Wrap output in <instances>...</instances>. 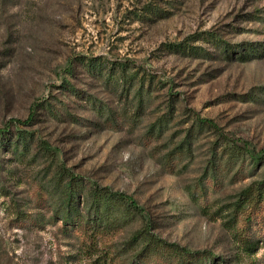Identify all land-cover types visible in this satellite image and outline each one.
Masks as SVG:
<instances>
[{
  "label": "rangeland",
  "instance_id": "1",
  "mask_svg": "<svg viewBox=\"0 0 264 264\" xmlns=\"http://www.w3.org/2000/svg\"><path fill=\"white\" fill-rule=\"evenodd\" d=\"M0 264H264V0H0Z\"/></svg>",
  "mask_w": 264,
  "mask_h": 264
},
{
  "label": "trees",
  "instance_id": "2",
  "mask_svg": "<svg viewBox=\"0 0 264 264\" xmlns=\"http://www.w3.org/2000/svg\"><path fill=\"white\" fill-rule=\"evenodd\" d=\"M213 40H214V44L213 45H216L217 47H219V44H218L219 43V40L218 39H215V38H213ZM170 47H173L174 49H179L180 52H183L186 49H188L189 52L191 51V48L190 47L188 48V46L186 44L185 45H181V44L180 45H170ZM252 49H253V47L252 46H249L248 48H245L242 51H236V50L235 51L234 50L232 51V49H229V48L226 47L224 49V54H225V56H229V53H230V54H233V55L236 54V55H238L241 58H249V56H251V53H249V51H251ZM230 57H231V55H230ZM81 64H84L85 65L87 63H85L84 61H82ZM87 67L89 68V70L91 71V73L98 74V75H102V73L105 70V67L102 64V62H96V61L92 62V61H89ZM117 67L120 68L122 70V74H124L126 76L125 79H124V81H123L124 84H128V83H130V82H132V81H134V80L137 79V77H138L137 74L138 73L131 74L130 72H128L129 69H128L127 66H124V65H121L120 64ZM141 82H143V81H141ZM66 85L69 86L68 84H66ZM142 88H143V85H140L139 93H140V91H141ZM97 194L98 193H95L92 196H96ZM119 196L120 197H117L119 201H123V202L126 201L125 203H128V205L130 207H132L133 209L139 210L138 205L136 204V202L130 196H127V195L125 196V195H122V194H120ZM88 206H89V208H87ZM83 207L85 209H88V211H89V213L87 214L88 219L91 217V215L93 213L96 214L97 211H98V209H96V207L94 208L93 205H89V199L88 198H86ZM69 208H70L69 210L73 209V212L75 214H78V212H79L78 205H71V206H69Z\"/></svg>",
  "mask_w": 264,
  "mask_h": 264
}]
</instances>
